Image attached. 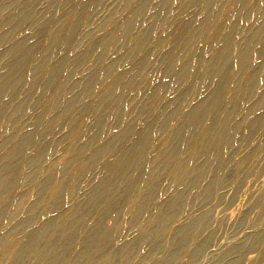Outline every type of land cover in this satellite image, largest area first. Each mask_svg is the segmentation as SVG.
Segmentation results:
<instances>
[{
  "label": "rangeland",
  "instance_id": "rangeland-1",
  "mask_svg": "<svg viewBox=\"0 0 264 264\" xmlns=\"http://www.w3.org/2000/svg\"><path fill=\"white\" fill-rule=\"evenodd\" d=\"M5 169L0 264H264V0H0Z\"/></svg>",
  "mask_w": 264,
  "mask_h": 264
},
{
  "label": "bare ground",
  "instance_id": "bare-ground-1",
  "mask_svg": "<svg viewBox=\"0 0 264 264\" xmlns=\"http://www.w3.org/2000/svg\"><path fill=\"white\" fill-rule=\"evenodd\" d=\"M146 34V33H145ZM260 34V33H259ZM262 34V33H261ZM147 35V34H146ZM253 42V41H252ZM248 48V47H247ZM248 54V53H246ZM244 55L242 57V59L240 60V64H244L247 60V55ZM193 59V58H192ZM249 63V62H248ZM215 98H218L219 97H215ZM214 98V99H215ZM206 110L205 108H200L198 109L192 118L188 119L187 121V125H195L197 123H200L205 117H206ZM186 128L185 124L183 127H181L182 130H184ZM189 130V129H188ZM179 132H181L179 130ZM133 134V133H132ZM183 139V138H182ZM184 142V141H183ZM209 144V143H208ZM142 150H143V143L140 141V140H136L133 142V145L131 148L128 149V151L126 152V159H127V163H125V165L122 168L123 170V173H122V170L120 169L119 173L120 175H123L124 177H127L129 175V172H130V169L131 167L134 165V163L136 162L137 159L140 158V155L142 154ZM213 150V149H212ZM173 155L170 153L167 158H172ZM180 158V157H179ZM157 160V159H156ZM129 162V163H128ZM178 164V163H177ZM148 165V164H147ZM187 171V170H186ZM3 174V175H2ZM125 174V175H124ZM115 176V175H114ZM13 177H14V174L8 170V169H5L4 171H2L0 173V197L3 196V194L6 192L8 186L13 182ZM128 182V181H127ZM104 186V185H103ZM106 187H104L102 189V186H100V190L95 194V200L98 201L100 207H102L103 209L105 208L107 211H111L112 207H114L115 205L119 204L120 200L121 199H114L110 194H111V186L109 184L106 185ZM124 197V196H123ZM122 197V198H123ZM185 197V193L184 192H181V194H177L176 197H174L168 204V207L171 208L170 210V214L171 216H175L176 215V210L177 209H180L181 207V203H182V200L184 199ZM188 200V199H187ZM146 203V202H145ZM144 204V201L142 203V205ZM165 209V208H164ZM89 211V210H88ZM84 212H86V210H82V212H77L78 215H76V218L75 219H68V221H66L63 226L65 227H76L78 226L80 223L78 221H82L83 220L81 219V216H80V213L81 215L84 214ZM217 216V215H216ZM174 218V217H173ZM0 220H1V216H0ZM166 221V220H165ZM158 232L157 231H153L151 233V235L155 236L157 235ZM34 244L31 243L30 245H28V248L32 247ZM54 262V261H53ZM52 261H49V264H54Z\"/></svg>",
  "mask_w": 264,
  "mask_h": 264
}]
</instances>
